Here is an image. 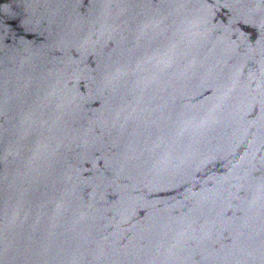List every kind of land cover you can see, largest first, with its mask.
<instances>
[{
	"label": "water",
	"instance_id": "water-1",
	"mask_svg": "<svg viewBox=\"0 0 264 264\" xmlns=\"http://www.w3.org/2000/svg\"><path fill=\"white\" fill-rule=\"evenodd\" d=\"M0 264H264V0H0Z\"/></svg>",
	"mask_w": 264,
	"mask_h": 264
}]
</instances>
